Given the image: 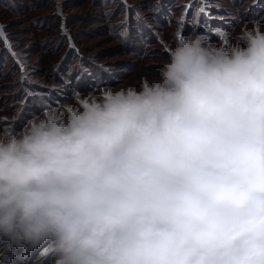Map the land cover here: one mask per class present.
<instances>
[{"label":"clouds","instance_id":"9594fccd","mask_svg":"<svg viewBox=\"0 0 264 264\" xmlns=\"http://www.w3.org/2000/svg\"><path fill=\"white\" fill-rule=\"evenodd\" d=\"M177 35L140 87L0 135V240L53 264H264V28Z\"/></svg>","mask_w":264,"mask_h":264},{"label":"rangeland","instance_id":"374dc122","mask_svg":"<svg viewBox=\"0 0 264 264\" xmlns=\"http://www.w3.org/2000/svg\"><path fill=\"white\" fill-rule=\"evenodd\" d=\"M254 21L264 28V0H0V135L66 114L77 98L154 81L177 35L227 45ZM42 248L5 238L0 264H53Z\"/></svg>","mask_w":264,"mask_h":264},{"label":"snow or ice","instance_id":"6c2138e0","mask_svg":"<svg viewBox=\"0 0 264 264\" xmlns=\"http://www.w3.org/2000/svg\"><path fill=\"white\" fill-rule=\"evenodd\" d=\"M121 34L123 35L124 33H121ZM0 37H2L4 41L7 40V37H5L4 34H3L2 32H0ZM14 55H15V54H14ZM18 64L21 65V73H22V74H21V76H20V80L23 81V80L26 79V75H25L26 69L23 67L22 62L18 61Z\"/></svg>","mask_w":264,"mask_h":264}]
</instances>
